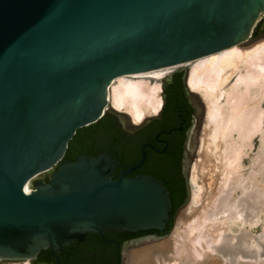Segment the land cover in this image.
I'll return each mask as SVG.
<instances>
[{"label": "water", "instance_id": "water-1", "mask_svg": "<svg viewBox=\"0 0 264 264\" xmlns=\"http://www.w3.org/2000/svg\"><path fill=\"white\" fill-rule=\"evenodd\" d=\"M263 20L264 0H0V263L55 255L105 228H172L165 183L126 176L145 147L116 179L114 155L69 160V143L108 112L116 77L187 71Z\"/></svg>", "mask_w": 264, "mask_h": 264}, {"label": "bare ground", "instance_id": "bare-ground-1", "mask_svg": "<svg viewBox=\"0 0 264 264\" xmlns=\"http://www.w3.org/2000/svg\"><path fill=\"white\" fill-rule=\"evenodd\" d=\"M182 66L189 69L190 87L202 94L207 105L209 131L202 137L200 155L203 160L193 164L192 198L171 235L163 241L134 249L129 264H227L222 253L225 247L235 246L233 235L239 238L238 244L243 248L235 246L240 259H248L251 247L257 250L261 247L259 242L262 241L247 239L250 233L245 228H241L244 232L240 237L229 231L240 221L243 225L251 220L259 222L264 212V37L248 45H233ZM172 70L167 67L116 77L109 86L108 107L126 112L135 122H141L161 106V80ZM255 138L261 142L260 177L247 183L248 177L241 170L243 156ZM27 191H30L29 185ZM250 198L254 199V204L250 203ZM251 212H255L256 220L249 219ZM221 242L228 245L218 247ZM239 258L230 260L232 264H251ZM1 264L32 263L26 259Z\"/></svg>", "mask_w": 264, "mask_h": 264}, {"label": "flooded vegetation", "instance_id": "flooded-vegetation-1", "mask_svg": "<svg viewBox=\"0 0 264 264\" xmlns=\"http://www.w3.org/2000/svg\"><path fill=\"white\" fill-rule=\"evenodd\" d=\"M263 26L264 20L259 26L257 35L260 34ZM188 71V68L186 71L177 67L168 74V77L161 82V106L141 122H135L130 114L112 107L117 114L108 110L97 121L99 123L94 128L96 129L94 137L90 136L91 139L88 140V144L97 148L96 154H85L76 149L75 158H67L75 160L81 154L94 156L100 151L108 152L121 163L113 172L114 178L118 179L122 171L141 160L145 147L144 163L128 172L126 176L134 178L139 174L149 175L163 181L170 191L172 201L170 216L173 222L175 214L185 205L189 196L190 168L195 159L193 140L200 130L204 116V104L199 92L189 85ZM196 96L200 98L203 107L200 108L196 102ZM121 116L127 117L128 121L122 120ZM127 122L132 128L126 126ZM50 175L51 172L44 173L35 181H49ZM170 229V223L163 230L131 232L105 228L101 232H90L82 241L77 240L64 245L55 255L50 248L42 249L32 262L34 261L35 264H123V248L126 245L148 237L162 236Z\"/></svg>", "mask_w": 264, "mask_h": 264}, {"label": "rangeland", "instance_id": "rangeland-1", "mask_svg": "<svg viewBox=\"0 0 264 264\" xmlns=\"http://www.w3.org/2000/svg\"><path fill=\"white\" fill-rule=\"evenodd\" d=\"M264 37V26H263V29L261 30L260 34H258L257 36L253 37V38H250L249 41L245 42V43H242V45H248V44H251L261 38ZM168 75H166L162 80L164 81L165 78H167ZM199 96L201 97V100L204 104V116H203V119H202V124H201V127H200V130L199 132H197L195 134V137H194V140H193V147L195 148V159L192 163V166L190 168V176H189V180H190V189H189V196H188V202L191 200L192 198V194H193V187H192V183H191V175H192V169L195 165L196 162H201L203 160V157H201V142H202V137H203V134L204 135H207L208 133V126L206 124V112H207V105H206V102L204 101L203 99V96L201 93H199ZM196 102L199 104L200 108L203 107L202 105V102L200 101V98L198 96H196L195 98ZM109 111L110 112H114L117 114V111L115 112L112 107H109ZM119 112V111H118ZM121 113V112H120ZM121 119L122 120H125V121H128V118L125 117V116H121ZM126 126L128 128H132L131 127V124H129V122H127ZM207 128V129H206ZM200 150V151H199ZM246 153H244V156H243V167L241 168L242 170V173L244 176L248 177V180L246 181L247 183L250 182V180H255V179H259V172H258V168H259V164L262 160H259L260 158H258L260 152H261V142L259 141V138H255L253 140V145L251 148H246ZM200 156V157H199ZM262 159V158H261ZM194 164V165H193ZM261 186H263V184H261ZM239 192V190L237 191ZM250 192V191H248ZM252 193V191L250 192ZM256 194V192H255ZM246 195L244 194V197ZM243 197V196H242ZM254 199L251 200V198L249 199V201H251L250 203H255L253 202ZM256 200V199H255ZM188 204V203H187ZM186 204V205H187ZM185 205V206H186ZM185 206H183L182 208H180L177 213L175 214L174 216V223H173V226L172 228L170 229V231L168 232V235L165 236L164 238H160V239H155V238H149V239H142V240H139L133 244H129V245H126L124 248H123V264H129L130 262V258H131V255H132V251L134 249H140V248H144L146 246H149V245H152L154 243H157L159 241H163L164 239L168 238L169 235H171V233L173 232L174 228H175V225H176V222L178 220V218L180 217V215H182L183 211H184V208ZM255 214V212H251L250 215H249V219H254L256 220V217H253V215ZM240 224L237 225V224H233L232 227H231V230L229 231V234H232L231 232H233V234L236 233L237 236L241 235V233L243 234V230L244 228L246 229L245 231H249L248 234L250 233V235H247L249 237H247V239L249 238V240H251L250 242H256V241H262V242H259L261 244V247H260V250L256 249V247H251L250 249H248V254H250V256H248V259L247 257L243 260L239 258L237 251L239 252V250H237V248L235 249V246L238 247V249H243L241 248V245L238 244V239H236V236H234L233 240H232V243L235 245H231V247H225L224 248V254L222 253V255L224 256L225 255V259L227 261V264H232V261H236L239 260L242 261V262H250L251 261V264H264V212L261 214V220L259 222H253L252 220L248 223H246L245 225H243L241 223V221L239 222ZM244 226V227H243ZM243 230H242V229ZM263 235V237H261ZM240 237V236H239ZM251 238V239H250ZM261 238V239H260ZM235 240V241H234ZM237 243V244H236ZM231 244V243H230ZM225 245H228L226 242L223 244V242H221L219 245H217L218 247H224ZM240 245V246H239ZM244 247V245H242ZM230 250L229 251H226L228 249ZM234 248V249H233ZM245 248V247H244ZM235 251V252H234ZM230 252V253H228ZM226 253V254H225ZM221 254V253H220ZM218 254L220 257H222V255ZM227 256V257H226ZM262 258H260V257ZM229 258V259H228ZM232 261H231V260ZM235 259V260H234ZM250 259V260H249ZM257 259V260H256ZM262 262H261V261ZM13 262H18V261H22V260H12ZM12 261H7V262H12ZM231 261V262H230ZM255 261H258V262H255ZM6 262V261H5ZM254 262V263H253ZM261 262V263H259ZM32 263V262H31ZM235 263V262H234ZM233 263V264H234ZM1 264V263H0ZM33 264V263H32ZM237 264V263H236Z\"/></svg>", "mask_w": 264, "mask_h": 264}, {"label": "trees", "instance_id": "trees-1", "mask_svg": "<svg viewBox=\"0 0 264 264\" xmlns=\"http://www.w3.org/2000/svg\"><path fill=\"white\" fill-rule=\"evenodd\" d=\"M98 123L99 122L95 124H91L90 126L83 127L78 130L75 137L72 139V141L69 144L66 158H75L76 149H78L79 152L81 153L96 154L97 148L94 145L88 144V140H90L91 137H94L96 130L94 128H96ZM32 263L35 264L34 261Z\"/></svg>", "mask_w": 264, "mask_h": 264}]
</instances>
